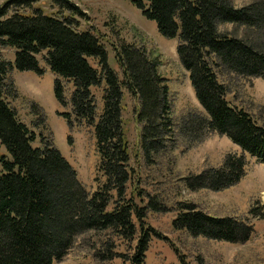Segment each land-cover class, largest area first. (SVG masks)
<instances>
[{"label":"trees","instance_id":"16d2710c","mask_svg":"<svg viewBox=\"0 0 264 264\" xmlns=\"http://www.w3.org/2000/svg\"><path fill=\"white\" fill-rule=\"evenodd\" d=\"M38 1L8 0L0 7V47L15 51L13 64L0 56V150H5L0 153V264H53L88 233L135 242L128 264H143L152 238L166 241L146 226L147 211L164 208L153 199L140 207L127 198L130 156L123 132V92L138 102L136 121L146 161L172 152L177 134L199 141L207 133H216L238 147L240 155H226L222 166L192 175L185 187L220 192L236 185L245 175L246 156L264 166V127L229 103V88L221 78L264 80V0L240 8L233 0H129L155 23L162 37L178 40L177 57L202 109V113H187L178 123L155 57L135 45L114 47L119 78L109 68L105 47L95 34L79 31L68 18L45 15L34 7ZM56 1L62 9L80 14L69 1ZM221 25H231L232 32L222 31ZM38 56L58 78L54 82L57 102L67 105L60 80L71 83L74 118L94 129L98 172L104 182L92 194L49 140L33 146L36 134L7 102L17 96L9 79L13 69L43 75ZM88 59L97 60L99 70ZM103 82L99 115L91 88ZM40 116L36 128L45 125L43 113ZM65 118L70 120L69 115ZM177 210L174 230L193 238L243 244L253 234L246 221L210 217L191 204H180ZM249 214L261 216L256 208ZM101 248L102 261L118 255L114 245L105 243ZM179 260L190 264L183 255ZM199 264H205L201 258Z\"/></svg>","mask_w":264,"mask_h":264},{"label":"rangeland","instance_id":"374dc122","mask_svg":"<svg viewBox=\"0 0 264 264\" xmlns=\"http://www.w3.org/2000/svg\"><path fill=\"white\" fill-rule=\"evenodd\" d=\"M7 1L0 0V7ZM67 1L76 6L80 14L62 9L56 0H39L34 7L45 15L70 19L79 31L95 34L105 47L109 68L119 78L121 70L115 61L114 47L118 48L121 43H126L143 48L160 63L159 73L166 79L169 87L173 120L178 123L189 112L202 113L188 74L177 57V39L162 37L155 23L146 20L129 0ZM251 1L233 0V4L240 8ZM220 27L226 32L233 30L231 25ZM261 40L264 41L263 38ZM0 56L13 64L15 51L0 47ZM37 59L44 71L41 76L32 71L19 72L13 69L10 72L9 79L17 90V96L8 98L7 102L16 111L21 122L36 134L37 140L33 146L41 147L43 142L49 140L76 172L81 185L92 194L104 182L98 172L99 157L94 129L75 120L71 107V83L60 80L65 89L67 105L62 106L57 102L54 82L58 78L50 72L41 56ZM88 62L99 70L97 60L88 59ZM221 79L229 88V103L246 111L259 126L264 127V80L236 77ZM105 87L103 82L100 87L91 88L99 115L103 108ZM138 109V102L124 91L122 122L130 156L127 198H132L140 207H146L153 199L164 208L160 212L148 210L145 224L166 239L152 238L143 264H180L179 255H183L190 264H199V258L205 264H264V166L246 156L245 175L236 185L220 192L189 190L185 187L187 179L206 169L219 168L226 155H240L239 148L216 133H207L199 141L184 139L177 134L172 152L152 158V162L146 161L140 148L141 126L136 121ZM41 113L44 115L45 125L39 124L36 128ZM66 115L70 116V120L65 118ZM0 153L4 154L5 150L1 148ZM180 204H191L210 217H231L246 221L253 227V234L243 244L193 238L186 231H176L172 226ZM112 207L110 205L108 210ZM253 208L261 216L252 217L249 213ZM133 221L137 226L136 220ZM105 243L114 245L113 251L118 253L110 261H102L98 255ZM134 244L135 242L127 243L107 233H88L76 240L61 261L53 264H128Z\"/></svg>","mask_w":264,"mask_h":264}]
</instances>
